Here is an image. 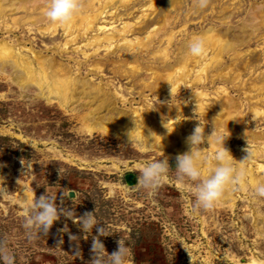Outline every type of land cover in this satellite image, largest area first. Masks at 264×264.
<instances>
[{"label":"rangeland","instance_id":"obj_1","mask_svg":"<svg viewBox=\"0 0 264 264\" xmlns=\"http://www.w3.org/2000/svg\"><path fill=\"white\" fill-rule=\"evenodd\" d=\"M33 1L25 2L30 5ZM261 2L264 0H207L205 7L199 8L193 0H121L97 11L96 8L89 11L97 15L92 16L83 34L71 41L70 38L77 34V28H69V24H59L51 31L44 30V23L29 21L9 25L12 15L25 13V10L16 8L5 13L2 7L7 2L0 0V39L7 40L17 54L34 65L37 64V54L50 56L56 66L73 76L85 78L89 82L88 87L96 84L103 91L109 89L115 96L121 95L120 99L117 98V107L102 111L106 115H114L115 120L118 110L127 108L129 111L146 112L158 124L171 116L174 119L189 117L192 118L189 127L193 128L198 123L194 111H198V118L209 133L211 119L216 113H212V105L219 101L216 87L226 84L233 101L246 113L245 125L262 131L260 141L242 138V134L227 137L225 142L228 141L232 156L235 157V152L244 156L247 141L252 149L262 150L264 119L252 116L248 111V100L256 99L257 93H264V89L261 86L260 90L243 85L235 87L238 81H226L221 77L211 81V76L216 70L223 69L230 78L239 72L241 78L249 82L258 71L264 70V38H259L256 32L246 43L237 46L236 51L243 55L236 58V51L230 50L223 54L219 63H212L208 78H205L206 86L198 85L208 94L205 98L208 103L203 108L211 107V114L206 115L203 110L194 109L196 99L192 91L196 89L195 85L180 84L171 97H166L165 89L155 88L158 87V78L154 73L160 65L153 64V58L140 44L128 48L118 45H121V33H125L128 39L145 43L154 35L150 47L158 49V52L164 51L167 44L165 28L157 35L154 33L168 14L171 16L169 24L182 30H178L170 46L167 45L169 58L163 67L173 64L172 74L177 75L176 58L180 55L177 46L182 41H188L209 25H213L221 35L239 37L227 28L240 24L249 7L255 10L257 3ZM42 3L46 4V0L39 1V5H44ZM153 3L156 9L146 8ZM80 16L78 28L87 24L85 17ZM125 23L131 26L123 32ZM100 25L103 28L98 29ZM103 36L111 41H93ZM66 41L69 42L67 45ZM104 45H109L110 49ZM191 57L193 60H189L188 67L191 78H194L197 69H193L194 64L203 55ZM246 61L259 63L253 74L248 71L250 64ZM96 64L100 69L95 68ZM218 64H221L219 68ZM18 83L12 65L1 63L0 237L5 248L14 255V264H90L92 237L97 235L96 228L105 224L109 234L98 238L108 253L117 248L116 241L122 238L131 249L127 264H246L251 256L264 259V198L253 196L252 184L247 186L248 189H243L242 183L232 188L235 198L232 207L225 201L224 205L216 204L211 209H194L193 197L185 187L186 181L178 178L172 169L178 152L168 149L172 153L169 156L167 152H159L152 143L150 146L134 137L132 142H128L127 136L118 130L115 133L99 129L89 132L81 119L89 109L82 99L61 106L55 100H48L47 96L51 97V94L37 84L28 82L21 87ZM165 84L172 88L171 80ZM245 90L248 94L252 91L254 97H247ZM225 95L222 92L220 97ZM94 105L96 102L91 104ZM182 108H187V111L179 113ZM208 146L204 142L199 146L202 155L213 151ZM164 157H167L170 168L155 193L148 197L144 189L134 186L137 171L126 169H136L146 161ZM261 158L253 156L245 161V166L248 169L252 165L254 172L262 178L264 171L259 172L256 168L257 163L264 161ZM21 159L30 165L26 171ZM45 189L58 197L57 203L61 207H70L76 216L95 210L98 224L90 233H85L78 221L74 223L61 215L47 234L35 232L29 239L23 227V208L19 206L23 203V192L38 196ZM61 192L64 193L62 202L59 200ZM65 225L67 231H59ZM69 233L76 239L70 241ZM61 240L62 243L57 245ZM77 249L79 255H74Z\"/></svg>","mask_w":264,"mask_h":264},{"label":"bare ground","instance_id":"obj_2","mask_svg":"<svg viewBox=\"0 0 264 264\" xmlns=\"http://www.w3.org/2000/svg\"><path fill=\"white\" fill-rule=\"evenodd\" d=\"M4 1L7 2L6 6L2 7L5 10V13H7V10H14L16 8H22L25 10V13L12 15L11 23L9 25H19L30 21L31 23L36 24L44 23V30L47 29V31H51L59 24H69V28H77V34L73 35V37L70 38L71 41H74L78 35H81V33L83 34V32L89 27L90 22L93 18L92 16L97 15L96 13H92L89 11H92L93 8H96L97 11L101 7H106L107 5L114 4L115 2H121V0H77L79 8L68 22L53 23L49 22L42 14L46 6L45 3H42L44 5H39V1L42 0H34L32 3H30V5L25 2L26 0ZM149 6L152 8L157 7L155 3L147 5L146 8H148ZM256 8L257 9L254 10V8L249 7L245 14V17L241 19L240 24L236 25L233 28H227V30L230 29L232 32H236V34H239V37H236L235 35L231 37L227 34L221 35L215 30L216 28L213 25H209L207 28H205L204 31H201V33L197 34L204 38L205 51L202 58L199 57L198 59H196L198 64H196L197 62L194 60L196 63L194 64L193 69L197 67L196 72L194 73V78H191L188 67V64L191 63L189 62V60H193V58L191 57L192 55L188 54L186 51L187 40L182 41L181 44L177 46L178 53L180 54L176 58L177 75L172 74L171 68L173 64L168 63L167 65H165V67H163L164 62L169 58L168 50L166 48L167 45L170 46V43H172L175 38L176 32L178 30H182L181 28L174 29V27L169 24L171 22V16L167 14L168 11L166 12L168 17L165 16V18L160 21V26L156 28V30L158 31L154 33L155 35H157L160 30L165 28L164 37L167 39V44L164 47V51L158 52V49L150 47L151 41L155 39L154 35L148 38L147 42L145 43L142 40L135 41L132 38L128 39L126 35L124 36L125 33H121V45L118 46L128 48L129 46L135 47L136 44H140V47L145 50V53H148V55L153 58V64L160 65V69L158 68L157 72L154 73L156 79L158 78V87L155 88H158V90L165 89L167 92L166 97H171L172 93L177 91L178 87H180L182 84L188 83V85L191 86L195 85L196 89L192 91V95L194 99L198 100V110H203V113L205 115L207 113L211 114V110H209L211 107L203 108L208 103L207 100H205L208 94L206 91H204L203 88H199L198 85H202L203 87L206 86L207 82H205V78H208L209 70L213 66L212 63H219L225 52L227 53L230 50H233L235 52L239 47V44L246 43L249 39H251L252 36H254L256 32L257 36L259 35V38H264V35H260L264 34V31H262V28H264V9H262L264 8V3H257ZM259 8H261L262 10H260ZM222 11L223 10L220 9V12ZM188 13L190 14V11ZM223 15L225 14L223 13ZM79 16L85 17V20L87 21V24H83L82 28L77 27ZM128 26L130 27L131 24L125 23L123 25L124 29H126H123V32L129 30ZM168 26H171V28H169ZM101 27L102 26L100 25L98 29H100ZM98 39L111 41L109 37L104 36L102 38L96 37L95 39H93V41L97 43ZM68 43L69 42L66 41L65 45H67ZM87 44H89V42ZM104 46L107 47V50L108 48L110 49L109 45ZM115 47H117V45H115ZM115 47H113L111 51H113ZM239 54L243 55V53L240 51H236V54L234 55H236L237 58V55ZM19 56L20 54L16 53L15 48L12 44H10L7 40L0 39V65L1 63H10L12 65V67L14 68L15 78L17 79V81L19 82L18 84L21 87H24V84H27L28 82L37 84L39 87L46 89L48 93L51 94V97L47 96L48 100H55L61 106L70 104L72 100L76 99H82L84 101L85 105H87L89 109L82 114L81 119L85 125L84 128L87 131L91 132L94 129H99L102 132L115 133L116 130H118L122 132V135H126L127 131L134 127L135 119L136 127L131 130V136L134 138H138L149 145L150 143H152V145L156 146L159 152H167V154L171 156L172 153L168 152V149L172 150L173 152L179 153L188 147V145L184 142V138L192 131V127H189L190 120L192 118L187 117L174 119V116H171L164 120L165 122L158 124L150 117H148V114L146 112H138L135 109L129 111L127 108H120L118 110L117 119L115 120L114 115H106L102 111L103 109L110 110L117 107V98L120 99L121 95L115 96V94L112 93L109 89L103 91V89L99 88V85V87L96 86V84L90 85L88 87L89 82L85 78L79 75L73 76L67 70L60 68L59 65L56 66L50 56L45 55L40 57L37 54L35 56L37 61L36 65L32 64L29 60H25L22 55L20 57ZM246 62L247 64H250L248 71H252L253 74V69L258 67L259 63H249V61ZM220 65L221 64H218L217 67L219 68ZM95 68L100 69V66L96 64ZM164 69H166V71ZM235 73L236 74H234V76L230 78V75H228L227 72L223 73V69H219L212 74L211 81H213L215 78L221 77L226 81H238L239 83H237V85H234L235 87H240L241 85H243V87H248V89L260 90L261 86V89H264V70L258 71V73L253 76L249 82H246V79L241 78L239 72ZM168 80H171V91L165 84ZM227 86L228 85L223 84L222 86L216 87V92L218 94L217 98H219V101L216 104L214 102V104L212 105V113L216 112L214 116H216L218 113L215 119L224 122L230 136H237V134H242V138L248 137L250 140L256 138L258 141H260L261 137L259 135L262 133V131H256L255 129L251 128V126L245 125L244 119L246 113H243V108L241 107V105L239 106L233 101V98L229 94V88ZM247 91L248 90H245L247 97H254V95L251 94L252 91L249 94L247 93ZM222 92L226 94L223 98L220 97ZM93 102H96V105L91 106ZM248 102V111L252 113V116L255 119L262 116L261 118L264 119V93H257V98L252 100L249 99ZM185 111H187V108L179 109V113ZM191 114H193V112H191ZM164 125L169 129V131H172L168 132ZM149 132H153V139L148 135ZM204 133L205 135L208 134L206 129H204ZM204 143L205 145L208 144L207 141H204ZM224 143L225 147L229 150L228 141ZM202 146H204V144ZM235 146L240 149V145H238L236 142ZM261 146V151L253 148V151L255 152L254 156H261V159L264 160V143L261 144ZM209 149L214 150V147H209ZM234 155V158L237 160L243 157L240 152H235ZM256 168L259 170V172L264 171V161L257 163ZM247 173L249 174L247 182L242 181L243 189H248L247 186L249 184H253L257 180L264 181V179H262L264 178V176L262 178L258 177V175L254 172V167L252 165L247 169ZM234 200L235 198L232 195V188H230L225 191L223 196L216 204L218 206H221L225 204V201H228L230 202L228 205L232 207L234 205ZM246 264H264V259L251 256Z\"/></svg>","mask_w":264,"mask_h":264},{"label":"clouds","instance_id":"obj_3","mask_svg":"<svg viewBox=\"0 0 264 264\" xmlns=\"http://www.w3.org/2000/svg\"><path fill=\"white\" fill-rule=\"evenodd\" d=\"M207 0H193L196 7L203 8ZM79 4L77 0H46V6L43 16L53 23L68 22L73 14L78 10ZM186 51L192 56H202L205 51L204 38L197 35L189 38L186 42ZM171 85V84H170ZM171 91V88H170ZM172 93V92H171ZM198 100L195 101V108L198 109ZM195 112V119L198 121L192 131L184 138V142L188 145V149L175 155V174L182 181H186L185 187L193 197V208L211 209L220 200L226 190L240 186L242 181L247 177V168L245 161L250 160L254 156L252 146L248 143L243 149L246 153L241 159H235L230 151L225 147V140L229 136V131L224 122L215 119L211 120V130L205 135L204 125L202 126L199 112ZM134 119V117H133ZM165 126V125H164ZM135 119H134V129ZM168 132L169 129L165 126ZM128 130L127 140L133 141L131 130ZM153 132H149V136L153 139ZM207 141L208 147H214V150L206 155H202L199 151L202 142ZM21 165L25 171L30 165H26L21 159ZM167 157L146 161L136 169H126V171H137L135 187L145 190V194L151 197L158 189L165 174L169 170ZM254 197L264 198V181L257 180L251 185ZM2 191V189H0ZM112 193L109 192V195ZM23 203L19 206L23 208L24 221L23 227L27 231L28 238L31 239L35 232L47 234L53 222L61 215L70 218L73 222H79V227L85 233H90L93 226L98 224V220L94 215V211L85 212L81 216L74 215V211L70 207H61L57 203L58 197H54L48 193L47 189L40 195L23 192ZM59 200H64V193H60ZM34 230V231H33ZM59 231H67L65 225ZM97 235L92 237L90 250L92 259L90 264H127L131 256V249L126 243L119 238L117 248L111 253L105 250L104 244L98 236L107 235L106 224L104 227L96 228ZM68 239L73 241L76 237L69 233ZM62 243L58 241L57 245ZM74 255H79L77 249ZM14 255L4 246V240L0 237V264H14Z\"/></svg>","mask_w":264,"mask_h":264}]
</instances>
